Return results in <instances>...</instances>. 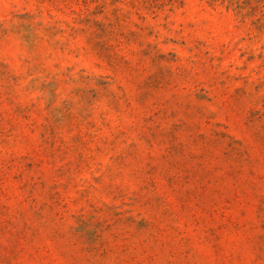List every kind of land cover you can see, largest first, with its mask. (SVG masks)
<instances>
[{"label":"rangeland","instance_id":"obj_1","mask_svg":"<svg viewBox=\"0 0 264 264\" xmlns=\"http://www.w3.org/2000/svg\"><path fill=\"white\" fill-rule=\"evenodd\" d=\"M0 264H264V0H0Z\"/></svg>","mask_w":264,"mask_h":264}]
</instances>
